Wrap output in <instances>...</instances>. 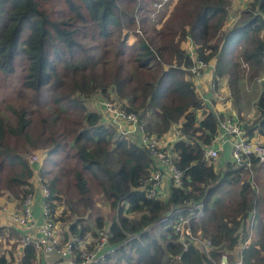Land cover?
<instances>
[{"label":"trees","instance_id":"trees-1","mask_svg":"<svg viewBox=\"0 0 264 264\" xmlns=\"http://www.w3.org/2000/svg\"><path fill=\"white\" fill-rule=\"evenodd\" d=\"M176 1L172 15L143 29L153 36L147 39L135 32L130 39L126 28L135 25L134 0H0V83L30 91L37 106L60 104L51 121L55 131L37 138L48 145L49 157L63 154L69 164L59 167L50 179L45 178L52 173L44 164L34 168L11 143V139L24 141V151L32 144L28 134L32 112L22 104H9L16 120L11 123L0 100V194L6 190L20 200L41 183L49 190L45 201L51 217L60 220L63 217L54 212L63 202L76 212L93 207L89 183L95 182L115 210L108 226L114 251L99 264H207L209 257L218 259L245 239L247 219L254 209L257 238L243 247L241 264H264V214L260 210L264 194L256 191L249 168L236 166L227 157L218 169L204 158V148L217 131V117L196 92L186 70L191 64L190 48L212 65L203 72L211 69L207 93L225 80L240 114L241 65L264 70V0H248L229 24L231 0ZM137 8L143 13L140 22L148 23L147 10ZM116 26L123 35L114 42L110 36ZM104 72L109 73L107 79ZM71 75L76 76L72 89L77 95L67 102L56 94L51 97ZM94 94L100 98L115 95L139 114L157 138L176 126L180 138L171 149L183 172L180 187L171 185L164 199L147 195L142 180L149 175L153 159L143 144L118 134L113 124L102 121L99 110L87 106L86 100ZM254 105L256 121L242 126L248 137L264 138V84ZM251 160L252 169L264 167V161ZM66 173L71 175L75 197L59 187ZM190 201L204 204L203 213L190 226L194 236L210 240L209 257L192 240L184 249L172 235L176 206ZM94 221L96 228H103L101 215ZM166 221L171 223L163 231L153 232V225ZM70 227L77 232L75 225ZM36 257V247L25 243L15 261L0 251V264H34Z\"/></svg>","mask_w":264,"mask_h":264},{"label":"built area","instance_id":"built-area-1","mask_svg":"<svg viewBox=\"0 0 264 264\" xmlns=\"http://www.w3.org/2000/svg\"><path fill=\"white\" fill-rule=\"evenodd\" d=\"M168 1L158 0L153 2V10L150 13L152 19L156 12L163 8ZM188 52L191 57V64L186 67V70L190 74V80L193 82L200 98L210 103L213 94L210 98L206 97L199 88V82L203 76V72L211 68L212 65L196 56L190 48ZM214 96L220 98L218 95ZM99 105L109 114V121L119 130V134H124L127 138L143 144L153 159L149 175L142 180V186L146 188L149 197H162L161 182L164 176L169 186L167 195L171 185L177 187L182 185L183 172L176 164L174 160L175 153L171 149L173 142L180 138L176 127L173 129L172 135L167 137V140L163 142L161 140L162 137L157 138L149 132L146 129L145 123L140 121L139 114L133 109H128L124 103L112 98H100ZM210 109L214 111V108L210 107ZM214 112L217 117V131L213 135L211 143L204 148V158L210 162H215L220 154L225 153L236 166L249 168L252 171V157L257 161H264V138L248 137L242 126V122L235 114H221L216 110ZM128 132L137 133V137L128 136ZM27 159L33 166V163L39 159V155L37 153L29 154ZM35 176L39 179L37 174ZM36 190L41 194L40 221L35 218L33 212ZM48 194V188L43 184H38V188L33 192H27L19 200L18 205L9 213L12 222L23 230L24 243H32L43 254L55 253L57 260L51 264H99L107 253L114 251V247L109 244V233L106 228L100 229L97 232V236L90 247L79 249L77 243L80 238L78 237L66 238L61 244L55 220L51 217L49 205L45 201V197ZM203 209L204 204L201 201H190L179 207L176 206V216L172 224V235L177 242L182 244L184 249L187 248L190 240H192L200 250L206 252L208 255L211 249L210 240L194 236L190 226L191 220L201 215ZM254 217L255 211L252 210L247 219L249 224L248 234L243 241L238 242L235 246L237 248L235 253L236 258L229 261L227 260V253L223 252L218 259H215L216 262L219 261L218 264H241L242 249L251 240ZM34 264L40 263L37 260Z\"/></svg>","mask_w":264,"mask_h":264},{"label":"rangeland","instance_id":"rangeland-1","mask_svg":"<svg viewBox=\"0 0 264 264\" xmlns=\"http://www.w3.org/2000/svg\"><path fill=\"white\" fill-rule=\"evenodd\" d=\"M154 1V0H153ZM153 1L150 0H134L135 4V9L133 11L134 16H135V25L126 28V32H129L130 34V39L133 38V33H138L140 36L145 37L148 39V36H153V33L151 31H149L148 33H145L143 29H147L149 25V23H152V21H157V20H164L166 18H168L170 15H172V13L174 12V7H175V2L177 3L176 0H169L163 8H161V10L156 13V16L154 15V19H151V6ZM244 2H246V5L244 6V8L247 6V1L248 0H243ZM239 2V6H243L244 2ZM143 6L142 10H147V14L146 16H148V23L146 22L141 23L140 22V17L143 16V13L141 12V10H139L137 7ZM231 15H229V17L227 18V24H229L232 20L235 19L234 16V12H230ZM124 21H121L120 24H124ZM112 35L110 36V40L111 41H119L122 38V31L119 29V27H114L112 29ZM158 37V36H157ZM86 43L88 44H93L92 41L90 40H85ZM189 47V44L187 45V49ZM239 49H241V45L239 46ZM164 64V62H163ZM165 65V64H164ZM129 65H127L126 68H128ZM166 66V65H165ZM242 69H241V78L240 81H242L241 83V94H240V98H239V103L241 106V111L240 114L237 112V108L236 106H234L233 101H232V97L228 94V87L226 84L225 80H221L220 83L218 84L217 87H215L214 91L212 92L213 95H218L221 98H219L218 100H220V103L222 104V107L224 108V110H226V105L225 103H227L228 101L231 102V108L234 110V114L238 117V119L242 122V124H247L249 125L252 122H255L258 116V112L255 109V99L258 96V93L261 91L263 84H264V70H257L255 71L253 69V67H251L250 65H246L243 63ZM108 69L110 67H107ZM106 73V72H104ZM90 71H86V75L89 76ZM109 73H106V79L108 77ZM76 76L75 75H71V76H67L65 79L66 85L60 89V91L58 93L52 91V95L51 97H53V94H56L55 96H61L64 99V102H67V100L71 97H74L77 95L76 90L72 89V86L74 87V78ZM211 80V79H210ZM15 82V81H14ZM8 84H3L0 83V100H3L5 105L3 106V114L5 116V118L11 122L14 123L15 120V116L14 113L12 112L11 108L9 107V104L11 106L14 107H18L19 105H24L26 108L29 109L30 112H32L31 114V118H32V125L31 128L29 130L30 134V138H31V145H28V147L25 148V151L23 150L24 145V141L19 140L14 142V139H11V143L15 146L14 148H16L15 150H19L20 152H22L24 154V156L26 158H28L29 154L32 153H37L39 155V159L36 160L33 164V167L36 168L39 165H43L44 168L46 170H48L49 172H51V175H46L45 178L50 179L53 174H55L56 172L58 173L60 171L59 167L62 166L66 167L69 164H66V162L62 159L63 154L57 155V156H52L49 157L47 154L48 151V145L43 146L41 144V142H38V138L37 136L39 134H51L55 131L56 127L54 124H52V119L58 114L59 112V105L60 104H53L52 102L50 103L49 107H43L42 105L37 106L35 104V96L33 93H31L28 90L22 89L21 87H15L14 85L10 84L9 82H7ZM54 96V97H55ZM109 99H115L118 100L119 102H122V100H120L119 98H117L115 95H110V97H108ZM230 99V100H229ZM100 101V95L99 94H94L93 96L89 97L86 102H87V106L90 107L91 109H95V110H99L95 105H98ZM95 104V105H94ZM1 106V105H0ZM42 118H46V122H42ZM60 120L63 121L62 116L60 117ZM108 123V122H105ZM117 133L119 134V132L117 131ZM172 134H169L168 137H170ZM33 141L37 142V145L33 144ZM222 156L219 155L216 160H215V166L216 168L220 169L221 166L223 165V163H225V160H223L222 163L221 162ZM53 163V165L51 164V162ZM59 169V170H58ZM254 171V173H253ZM251 175L253 176V180H254V186L255 189L258 193H263L264 194V167L259 169H252V171H250ZM244 176L247 177L246 172L244 173ZM4 176H2L1 178H3ZM62 177V181L59 187H63L66 190H68L71 194H73V196L75 197V194L73 193V189L70 186L71 183V175L69 173H66L64 176ZM257 177V178H256ZM44 178V179H45ZM47 180V179H45ZM41 184V183H40ZM92 190H91V197L93 200V207H87L85 210L81 211V212H76V211H71L70 209L67 208V204H65L64 202L62 204H58V207L55 209L54 214L58 217H63L60 220H55V226H56V230L58 233V236L60 238V242L61 244L64 242L63 240L65 238H80L83 240L84 245L79 247L80 248H87L90 247L92 242L94 241L95 237L97 235H94L92 233V231L94 232H98L100 229L106 228V230L108 229L109 223L111 222V220L114 218L115 216V210L111 208V206L109 205V202L105 199V197L103 196V194L101 193L100 189L97 188V186L95 185V182H90L89 183ZM69 185V186H67ZM161 188L163 193L161 194V198H166L167 197V189L168 186L166 184V179L165 177L163 178L162 182H161ZM66 210V211H65ZM254 210V209H252ZM257 210V209H256ZM260 210L261 212H263L264 214V201L260 206ZM255 211V210H254ZM76 212V213H74ZM80 214V215H78ZM139 213L134 214L135 216H137ZM97 215H101L103 217V220L105 222L103 228H96L95 225V217ZM257 217V216H256ZM264 217V216H263ZM256 220V218H255ZM171 222L170 221H166L164 222L162 225L161 224H155L151 227V229L153 230L154 233H159L160 231H163L164 228L166 226H168ZM75 225L76 226V231L77 232H72L71 231V227L70 225ZM246 226L248 227L247 229V234H248V230H249V224L247 222ZM255 221H253L252 224V236L251 239H256L257 235L255 232ZM85 229V231L83 233H78V230L81 229ZM70 234V235H67ZM81 234V235H80ZM200 237V236H198ZM202 238V237H200ZM88 242V243H87ZM6 243V242H5ZM17 243H13L14 248H16ZM4 246V244L0 245V250L1 247ZM3 248V247H2ZM4 249V248H3ZM17 249V248H16ZM38 251V250H37ZM236 251L237 248H233L232 250H227L225 251L228 255L227 260H234L236 258ZM112 253V252H111ZM214 260H212L209 257V261L207 264H218V262L215 261V258H213ZM104 260V259H103ZM102 260V261H103ZM220 260V259H219ZM113 264V261H110ZM176 262H178V260L176 259ZM110 263V264H111Z\"/></svg>","mask_w":264,"mask_h":264},{"label":"crops","instance_id":"crops-1","mask_svg":"<svg viewBox=\"0 0 264 264\" xmlns=\"http://www.w3.org/2000/svg\"><path fill=\"white\" fill-rule=\"evenodd\" d=\"M242 1L243 0H231V4H230V8H229V15H231L230 12L232 11V12H234L235 17L238 16L240 11L246 5V2L243 1L244 5L239 6V2H242ZM210 79H211V69L207 70L206 73L203 74V76L199 82L200 90L202 91V93L206 97H209V98L212 96V92L207 93L208 89H210L209 84H208V81H210ZM218 99H219L218 97L213 95V98L210 100L209 105H210V107L214 108V111L216 110L217 112H219L221 114H230V115L234 114V110L230 106L231 105L230 101L225 103L226 110H224V108L222 107V104L220 103V100H218ZM95 106L102 113V117H101L102 121L110 123L109 114L106 112V110L103 109L99 104L95 105ZM175 127L176 126H172L167 131V133L164 136H162L161 140L163 142H165L167 140V137L169 136V134H172L173 129H175ZM115 129H116V131L119 132V130L116 127H115ZM127 134L130 137H132V136H135V138L137 137V133L135 134L134 132H128ZM220 155L222 156V159H221V163H222L223 160H225L227 158V156H226L227 154L222 153ZM166 184H167V180H166ZM40 201H41V194L38 190H36L35 191V202L33 204V212H34L35 218L38 221L41 220V217H40V212H41ZM18 202H19V198L14 197L9 191L3 190L2 194H0V245L4 244V246H2L4 249L1 247L0 251L5 253L7 256L12 255L14 257V261H15V259L18 260V258L20 257V255L22 253L23 244H25L23 242L22 232L19 231V228L14 226L15 224L12 222V220L10 219V216H9L10 211L18 205ZM9 227H12L13 229L10 230ZM15 230H18V234ZM67 235H70V234H67ZM15 242L17 243V245H16L17 249L14 248V246H13V243H15ZM93 242H92V244H93ZM77 245H78V248L83 246L84 245L83 240L80 239L79 242L77 243ZM37 260L39 261L40 264H51L52 262L54 263L57 260V256L55 255V253H52V252L48 253V254H43L42 252H40V250H38L36 261Z\"/></svg>","mask_w":264,"mask_h":264}]
</instances>
